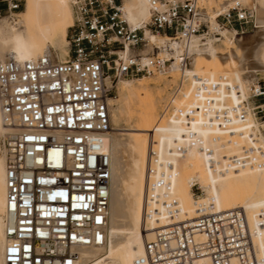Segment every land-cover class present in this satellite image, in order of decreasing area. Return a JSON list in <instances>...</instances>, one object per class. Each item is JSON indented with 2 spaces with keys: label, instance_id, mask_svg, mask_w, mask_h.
Listing matches in <instances>:
<instances>
[{
  "label": "built area",
  "instance_id": "built-area-1",
  "mask_svg": "<svg viewBox=\"0 0 264 264\" xmlns=\"http://www.w3.org/2000/svg\"><path fill=\"white\" fill-rule=\"evenodd\" d=\"M0 2L7 11L19 6L17 0ZM147 3L148 20L133 25L121 0H71L65 60L41 55L0 62L4 264H76L78 248L104 245L112 83L164 73L176 60L182 83L191 58L207 53L222 30L241 38L259 29L255 8L238 0L225 10L202 0ZM147 34L165 43L149 45ZM194 77L199 89L218 90V83ZM177 87L172 92L179 93ZM250 101L264 124V81L253 87ZM192 189L201 194L197 185ZM164 206L169 224L145 242L133 264H264L240 208L219 212L211 204L193 220L173 222L177 201Z\"/></svg>",
  "mask_w": 264,
  "mask_h": 264
},
{
  "label": "bare ground",
  "instance_id": "bare-ground-1",
  "mask_svg": "<svg viewBox=\"0 0 264 264\" xmlns=\"http://www.w3.org/2000/svg\"><path fill=\"white\" fill-rule=\"evenodd\" d=\"M24 1L23 12L14 14L20 21L13 18L0 28V62H24L51 55L49 45L60 51L59 61L65 60L63 45L72 23L71 0ZM219 1V10H225L237 0ZM238 1L256 10L259 29L254 39L243 43L233 30L224 29L207 53L191 58L185 78L182 83L178 81L177 87L178 91L183 89L185 100H175L168 128L163 127L162 116L146 86L138 88L131 80L116 83L118 97L107 98L110 129L104 141L110 156L106 240L100 247L78 248L76 264H133L143 255L145 242L169 224L164 203L172 199L177 201L173 222L193 220L198 209L211 204L219 212L240 208L258 256L264 259V126L255 122L254 106L249 101L257 86L250 85L254 83L251 77L264 72V0ZM121 9L130 24L148 20L147 0H122ZM19 22L22 31L15 28ZM146 37L149 45L158 47L166 40L154 34ZM169 75L174 82L181 81L177 60L158 77L165 80ZM195 75L206 84L218 83V90L207 93L199 89ZM239 96L246 101L245 107L234 104ZM208 98L213 99L209 105ZM131 104L139 108L133 112L135 134L129 143L120 144L117 136L110 135L111 123L115 125L117 117ZM2 132L0 116V135ZM194 184L203 192L201 197L191 192ZM4 194L0 150V264H4ZM107 253L113 258L105 257Z\"/></svg>",
  "mask_w": 264,
  "mask_h": 264
},
{
  "label": "rangeland",
  "instance_id": "rangeland-1",
  "mask_svg": "<svg viewBox=\"0 0 264 264\" xmlns=\"http://www.w3.org/2000/svg\"><path fill=\"white\" fill-rule=\"evenodd\" d=\"M17 3L19 4L17 10L7 11L5 4H3V2H0V28L1 30H2V27L4 26V23H7V24L11 23L13 18H15L16 21H20V18L16 17L15 15L23 12L25 1L17 0ZM203 3L208 8L215 7L216 9H219L220 1L219 0H203ZM13 15L15 17H12ZM15 28L17 31H22L24 29L22 27L21 22H19V24H17ZM256 32L257 30L250 32L249 34H246L241 38L237 36V39L238 41H242L243 43H251L256 35ZM63 46H64V50L67 52V41H65ZM49 49H50L51 55H54L57 57V55L60 54V51L57 48H54V46L49 45ZM63 53L65 52L63 51ZM158 75L159 74L155 76H151V77L144 76L147 79H143L142 77H139L138 79L129 78V79H121V80H127V81L131 80L136 83V86L138 88H142L143 86H146L148 88V90L152 94V100L155 103L156 108L158 109V114L162 116L163 127L166 129L170 126L171 119L169 117L173 114V108L177 104L175 100L184 101L185 100L183 97L184 92H183V89H180L179 93H172L173 87L176 85L177 86L179 85L178 84L179 80H177V83L174 82V79L170 75L168 76L167 79L162 80L158 77ZM251 80L254 82L250 84L251 86L253 84H257L258 81L260 82L264 81V72H257L253 77H251ZM109 97H114V98L118 97L117 85L114 83H112V93L109 95ZM234 104L240 107H245L246 101L241 96H239L236 98ZM138 109L139 108L136 105L131 104L129 107L123 110L122 115L120 117H117V123H115V125L114 124L112 125L111 123L110 135L112 134V135L117 136L118 140H120L119 141L120 144H126L127 142L129 143L133 135L135 134L134 118L136 117V114H134L133 112L134 110L136 111ZM252 114H253V118L255 122L259 125L264 126V124L261 123V120L257 118L254 110L252 111ZM194 185H197L198 190H200L201 194H195L192 188H191V192L193 193L195 197L196 196L201 197L203 195V192L199 188L198 184H194ZM107 256H109L108 253L106 254L105 257ZM107 258H113V256L112 257L110 256Z\"/></svg>",
  "mask_w": 264,
  "mask_h": 264
}]
</instances>
